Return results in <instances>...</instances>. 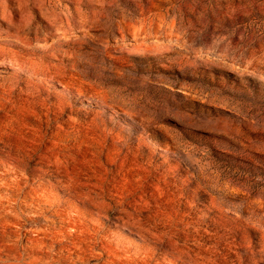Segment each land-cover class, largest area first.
Listing matches in <instances>:
<instances>
[{
    "label": "rangeland",
    "instance_id": "obj_1",
    "mask_svg": "<svg viewBox=\"0 0 264 264\" xmlns=\"http://www.w3.org/2000/svg\"><path fill=\"white\" fill-rule=\"evenodd\" d=\"M0 264H264V0H0Z\"/></svg>",
    "mask_w": 264,
    "mask_h": 264
}]
</instances>
